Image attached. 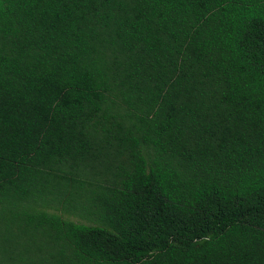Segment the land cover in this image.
I'll list each match as a JSON object with an SVG mask.
<instances>
[{
    "label": "trees",
    "instance_id": "obj_1",
    "mask_svg": "<svg viewBox=\"0 0 264 264\" xmlns=\"http://www.w3.org/2000/svg\"><path fill=\"white\" fill-rule=\"evenodd\" d=\"M0 264H264V0H0Z\"/></svg>",
    "mask_w": 264,
    "mask_h": 264
},
{
    "label": "rangeland",
    "instance_id": "obj_2",
    "mask_svg": "<svg viewBox=\"0 0 264 264\" xmlns=\"http://www.w3.org/2000/svg\"><path fill=\"white\" fill-rule=\"evenodd\" d=\"M59 214L62 216V217H64V218H68V219H70V220H73V221H75V222H80V223H86L84 220H81V218H79V217H77V216H67V215H64V214H62V213H60L59 212ZM86 221H89L90 222V220H86Z\"/></svg>",
    "mask_w": 264,
    "mask_h": 264
}]
</instances>
